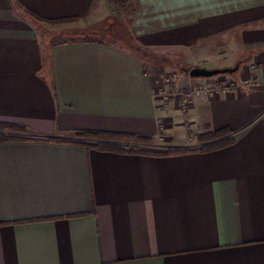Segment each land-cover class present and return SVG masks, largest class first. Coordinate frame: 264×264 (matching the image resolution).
I'll return each mask as SVG.
<instances>
[{"label":"crops","instance_id":"crops-1","mask_svg":"<svg viewBox=\"0 0 264 264\" xmlns=\"http://www.w3.org/2000/svg\"><path fill=\"white\" fill-rule=\"evenodd\" d=\"M107 10L0 0V123L28 138L0 141V264H264V0H128L117 44L39 33ZM159 48L232 53L208 68L239 62L236 87L157 81L145 53ZM222 128L224 148L162 157L69 143L95 130L194 149Z\"/></svg>","mask_w":264,"mask_h":264},{"label":"rangeland","instance_id":"rangeland-1","mask_svg":"<svg viewBox=\"0 0 264 264\" xmlns=\"http://www.w3.org/2000/svg\"><path fill=\"white\" fill-rule=\"evenodd\" d=\"M108 11V10H107ZM106 11V12H107ZM108 11V15L112 14L109 20L88 21L76 25H58L54 29H50L39 23V33L43 38L49 41H67V40H103L117 44V38L125 34L124 31V11ZM121 12V13H120ZM118 13V14H117ZM105 15V14H104ZM41 26V27H40ZM45 26V27H44ZM40 36V35H39ZM124 38V36H123ZM219 54L188 52L179 49H165L159 48L154 51L145 53V65L154 74L155 79L164 81L176 76L187 74V71L192 67H212L224 60V57H231L232 53L223 52L220 48ZM184 74V75H185ZM212 83H221L225 85H235L231 80L230 75H218L214 77ZM206 86V85H205ZM204 86V87H205ZM152 149H158L159 146L153 144Z\"/></svg>","mask_w":264,"mask_h":264},{"label":"trees","instance_id":"trees-1","mask_svg":"<svg viewBox=\"0 0 264 264\" xmlns=\"http://www.w3.org/2000/svg\"><path fill=\"white\" fill-rule=\"evenodd\" d=\"M14 3L17 7H19L16 2ZM108 3L113 9L120 11L126 8L128 0H108ZM25 12L34 16L38 20H43L28 10H25ZM72 21H75V19L51 20L50 22L67 23ZM25 131V128L20 125L0 123V141L27 140L28 138L16 135L23 134ZM231 133V130L228 128H222L198 134L196 135V138L203 143V145L194 149H152L153 140L150 137L129 133L95 130H83L76 132V140L69 141V143L84 146L86 148H94L100 151L162 157L189 152H208L224 148L233 142Z\"/></svg>","mask_w":264,"mask_h":264},{"label":"water","instance_id":"water-1","mask_svg":"<svg viewBox=\"0 0 264 264\" xmlns=\"http://www.w3.org/2000/svg\"><path fill=\"white\" fill-rule=\"evenodd\" d=\"M239 62H237L233 67H223V68H205V67H192L188 71L185 69L189 77L192 78H209L218 75H230L237 71Z\"/></svg>","mask_w":264,"mask_h":264},{"label":"built area","instance_id":"built-area-1","mask_svg":"<svg viewBox=\"0 0 264 264\" xmlns=\"http://www.w3.org/2000/svg\"><path fill=\"white\" fill-rule=\"evenodd\" d=\"M243 85H247V84H243ZM236 87V85H225V84H221V83H209L207 84L204 88L202 89H198V90H193V92H197V91H205V92H208V93H212V92H218V91H226V90H232ZM238 87V86H237ZM192 91L189 92L190 94L193 93ZM190 94H187V95H190ZM167 95L166 94H163V98H166ZM184 105V103H183Z\"/></svg>","mask_w":264,"mask_h":264}]
</instances>
